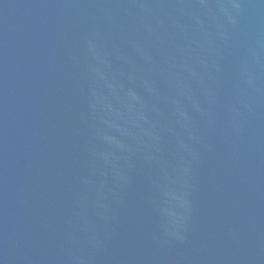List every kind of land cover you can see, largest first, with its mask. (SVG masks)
<instances>
[{
  "label": "water",
  "instance_id": "water-1",
  "mask_svg": "<svg viewBox=\"0 0 264 264\" xmlns=\"http://www.w3.org/2000/svg\"><path fill=\"white\" fill-rule=\"evenodd\" d=\"M0 264H264V0H0Z\"/></svg>",
  "mask_w": 264,
  "mask_h": 264
}]
</instances>
